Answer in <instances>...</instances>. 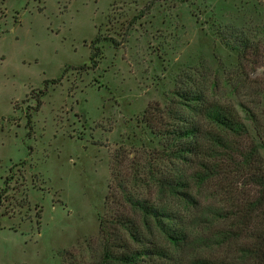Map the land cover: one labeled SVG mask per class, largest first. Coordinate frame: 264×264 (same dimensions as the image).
Wrapping results in <instances>:
<instances>
[{"label": "rangeland", "instance_id": "rangeland-1", "mask_svg": "<svg viewBox=\"0 0 264 264\" xmlns=\"http://www.w3.org/2000/svg\"><path fill=\"white\" fill-rule=\"evenodd\" d=\"M204 89L264 143V0H0V264H124L106 249L149 250L137 264L236 255L209 243L224 226L206 215L223 206L217 182L191 184L195 205L168 200L176 245L151 219L130 237L126 219L142 216L111 176L113 153L161 150L179 95ZM126 181L160 204L156 188Z\"/></svg>", "mask_w": 264, "mask_h": 264}, {"label": "trees", "instance_id": "trees-1", "mask_svg": "<svg viewBox=\"0 0 264 264\" xmlns=\"http://www.w3.org/2000/svg\"><path fill=\"white\" fill-rule=\"evenodd\" d=\"M110 41L119 45L113 38ZM209 97L205 89L179 95L182 110L170 115L175 124L157 132L165 140L161 150H143L136 160H131L130 155L124 157L122 149L120 153H113L111 176L117 179L118 189L131 208L141 214L143 222L139 224L131 218L124 225L130 237L138 239L144 236V230L150 229L151 219L178 245L182 236L168 223L174 218L168 200L195 205L189 194L191 184L201 187L217 182L216 191L223 206L209 207L206 215L212 218L211 222L221 221L224 226L214 233L209 243L220 246L235 243L236 255L194 264H264V163L259 155L264 143L250 138L249 128L236 109ZM242 108L246 110V118H253L246 107ZM124 169L130 171L126 178L120 175ZM126 179L136 186L156 188L160 204L131 194ZM148 253L149 250H143L115 257L109 249L105 251L110 260L118 259L124 264H137ZM154 254L164 253L157 250Z\"/></svg>", "mask_w": 264, "mask_h": 264}]
</instances>
